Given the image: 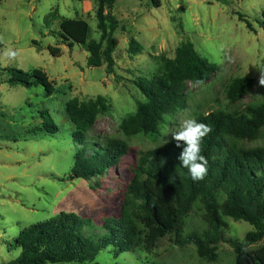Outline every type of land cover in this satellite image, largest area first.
I'll use <instances>...</instances> for the list:
<instances>
[{"label":"rangeland","instance_id":"obj_1","mask_svg":"<svg viewBox=\"0 0 264 264\" xmlns=\"http://www.w3.org/2000/svg\"><path fill=\"white\" fill-rule=\"evenodd\" d=\"M152 8L147 0H116L112 14L118 21L113 36L117 41L112 57L114 71L106 74L101 68L87 66L88 53L78 45L72 49L58 45L59 57H53L49 47L58 39V20L45 25L46 16L57 11L69 19L85 20L90 27V39L98 41L95 12L97 0H0V263L15 259L19 251H8V244L19 231L37 222L47 221L59 213H73L92 218L99 223L119 211L126 185V164L121 175L106 173L90 181L69 180L72 157L79 146L71 139L73 125L65 112L71 99L87 102L102 96L109 109L98 115L89 140L99 137H121V121L136 110L145 98L133 82L150 78L159 67V56L173 59L176 48L186 41L217 71L202 85L186 84V108L170 118L165 140L180 123L197 113L217 109L240 111L248 105L264 101V86H259L260 70L264 67V32L257 21L264 0H160ZM242 15L244 21L238 19ZM251 25L252 30L247 28ZM123 29V30H122ZM133 37L142 47L136 55L128 53V41ZM41 47L37 52L32 42ZM12 50L15 57L5 53ZM225 54L232 59H225ZM6 69L42 70L54 86L46 97L41 86L26 89L7 83ZM251 78L253 88L235 104L225 99V87L236 78ZM47 110L59 133L53 136H33L30 130L41 123L38 112ZM135 154L158 146L150 139L137 135L130 139ZM253 146L264 147L262 137ZM125 172V173H124ZM110 180L107 182V180ZM194 217V218H193ZM193 222L197 220L192 214ZM193 218V219H192ZM190 227L185 228L189 232ZM253 228L244 221L227 220L225 236L242 241ZM264 241L250 247L263 245ZM218 263L202 262L192 245L179 249L162 239L150 255L123 253L113 260L105 251L95 261L98 264H227L232 253L230 245L218 246ZM139 255V256H138ZM138 256V257H137Z\"/></svg>","mask_w":264,"mask_h":264},{"label":"trees","instance_id":"obj_2","mask_svg":"<svg viewBox=\"0 0 264 264\" xmlns=\"http://www.w3.org/2000/svg\"><path fill=\"white\" fill-rule=\"evenodd\" d=\"M115 2L97 0L98 41L90 39L91 30L85 20L61 17L56 10L49 13L46 27L55 20L59 27L57 32H49L58 39L55 47L48 48L49 53L59 57L58 45L72 49L75 44L88 53V67L106 64V74H112V54L117 46L113 34L118 25L112 14ZM147 3L152 8L161 5L160 0ZM238 19L245 22L240 14ZM257 24L264 32V7ZM246 26L252 30L250 24ZM32 45L41 51L38 42ZM2 46L0 41V49ZM141 49L131 37L128 53L136 55ZM158 61L159 67L150 78L140 77L133 82L145 101L137 103L135 112L121 121V137L87 138L97 116L109 109L104 97L87 102L74 98L65 105L73 125L72 142L80 147L72 157L67 179L90 181L106 173L119 176L120 166L125 159L129 161L118 213L97 223L92 218L61 212L32 224L8 244V251L18 250V256L0 264H98L95 259L100 252L105 251L113 260L123 253L150 255L165 238L179 249L192 245L202 262L218 263V246L225 243L232 248L227 264H264V244L250 247L264 241V147L253 146L264 129V101L240 111L217 109L192 117L212 129L201 143V155L208 160L207 174L194 182L178 160L184 145L177 147L173 139L161 145L168 130L163 124H169L172 115L186 108V84H204L217 66L203 58L189 41L176 48L173 59L161 55ZM5 71L11 86H41L46 97L54 93L52 82L40 69ZM253 86L251 78L233 79L225 87L224 97L235 104ZM38 115L41 123L30 130L33 136L59 133L47 110H40ZM137 135L149 138L158 147L134 154L130 139ZM192 214L197 218L195 222L190 220ZM228 219L244 221L253 230L242 241L226 237ZM191 221L193 229L185 232Z\"/></svg>","mask_w":264,"mask_h":264},{"label":"clouds","instance_id":"obj_3","mask_svg":"<svg viewBox=\"0 0 264 264\" xmlns=\"http://www.w3.org/2000/svg\"><path fill=\"white\" fill-rule=\"evenodd\" d=\"M9 57H15L16 53L8 50L5 53ZM225 59L231 61V57L225 54ZM260 70L259 86H264V67ZM212 131L205 123L198 122L195 118L184 119L179 129L172 133V139L176 146L184 145L178 160L183 168L188 169L191 179L195 181L202 180L208 171V160L201 155V143L203 139Z\"/></svg>","mask_w":264,"mask_h":264}]
</instances>
